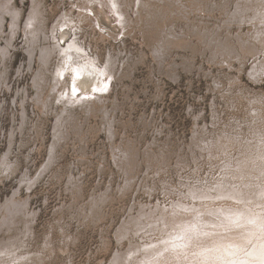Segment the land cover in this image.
Here are the masks:
<instances>
[{
  "label": "bare ground",
  "instance_id": "1",
  "mask_svg": "<svg viewBox=\"0 0 264 264\" xmlns=\"http://www.w3.org/2000/svg\"><path fill=\"white\" fill-rule=\"evenodd\" d=\"M43 1H31L32 11L20 27L18 20L22 10L12 14L15 0H0V24L5 21L3 17L10 16L11 31L23 35L22 49L27 51L29 62L39 55L32 84L36 95L32 102L37 111L50 114L55 120L50 149L55 161L59 143H71L73 134L83 141L85 132L92 130L89 126L83 131L80 113L86 118L87 115H108L105 96L110 95L112 81L128 78L133 71L132 64L143 61L142 57L135 60L132 56L124 61L126 56L121 57L119 51L117 57L109 56L104 64L96 53L88 52L90 45L86 46L77 38L82 20L93 22L94 29L107 39L119 43L124 40L102 24L98 13L106 21L115 23L124 36L137 34L146 40L144 43L157 64L158 73L166 78L176 81L180 78V69L190 73L201 71L213 81L209 86L211 93L228 98V82L229 92L234 87L240 93L235 98L229 97V100L236 99L232 103L236 113L229 119L221 118L216 101L210 107V125L205 121L203 126L198 123L204 116L201 112L193 114L196 124L186 146L176 142L161 145L156 137L141 153L136 139L126 140L125 144L115 142L120 125L116 117L111 122L109 117L103 122V128L98 127V132L108 135L113 165L121 180L118 190L123 196L125 189H132L140 182L141 168V173L144 170L147 173L139 188L147 199L133 200V209L116 236L119 243L127 240L131 246L127 252L122 248L117 250L109 264H264V92L250 91L239 76L245 65H249L251 69L246 74L251 83L264 82V0H73L70 6L78 13L76 18L65 12L51 32L42 31ZM215 12L222 18L213 16ZM60 29L61 33L57 34ZM71 31L73 39L64 48L65 44L61 43L68 41ZM188 49L190 56L178 54ZM197 56L202 57L209 68L236 69L238 76L228 80L227 74V84H224L207 73L205 65L196 67ZM234 63L239 67L235 68ZM157 69L153 68L154 72L157 73ZM19 94L24 105L28 89ZM239 99L246 101L242 117L237 115L241 106ZM117 105L115 101L113 111ZM25 112L24 108V115ZM161 133L156 130L157 135ZM157 144L158 150L154 149ZM12 153L8 151L2 159L11 175L18 169V160H12ZM169 170H173V176L166 175ZM162 174L165 175L160 177ZM59 176L56 174L55 179ZM155 177L159 183L163 182L160 188H154ZM67 178V185L72 187H67L66 192H70L75 204L67 209H76L70 219L94 225L101 222L105 217L101 214L102 206L116 200L111 186L105 192L103 189L93 191L84 203L85 200L74 193V189L79 190L80 179H76L73 171ZM29 180L33 187L35 180L30 177ZM19 194L20 191L15 190L5 205L0 203V264H39L57 249L65 251L68 241L76 237L67 231L69 224L59 220L48 224L49 235L45 233L42 246L32 249L26 245L24 237L34 235L31 226L36 212L27 209L29 200L18 197ZM160 197L162 200L152 205L151 199ZM59 212L60 208L54 214ZM250 224L255 232L249 233ZM52 231L61 233L62 241L57 245ZM246 232L249 235H244ZM147 242L149 244L143 245ZM255 244L258 245L251 251L253 257L242 261L243 252L245 254Z\"/></svg>",
  "mask_w": 264,
  "mask_h": 264
},
{
  "label": "rangeland",
  "instance_id": "2",
  "mask_svg": "<svg viewBox=\"0 0 264 264\" xmlns=\"http://www.w3.org/2000/svg\"><path fill=\"white\" fill-rule=\"evenodd\" d=\"M31 1L33 0H24L23 2L22 0H15L14 2L15 8L12 9V14L19 9L22 10L18 20L20 27L24 26L32 11ZM72 2L73 0H44L41 2L43 10L41 12L43 13L41 15L42 31L51 32L65 12L70 15L73 14V17L76 18L78 13L71 8ZM217 2L220 1L217 0ZM38 4L36 8L40 10ZM95 10L98 9L95 7ZM97 15L104 26L115 32V35L119 36L120 34L124 40L120 37L119 39L123 42L119 43L107 39L94 29L93 22L82 20V29L77 33V38L86 46L90 45L88 52L90 53L91 50L92 53H96L100 63L104 64L109 56L116 55L117 57L119 51H121V57L126 56L124 61L130 56L135 60L142 57L143 61L139 64H132L133 71L128 78L112 81L113 87L110 95L105 96L108 115L101 116L98 114L97 117L87 115L86 118L83 113L78 111L84 124L83 131L88 130L89 126H92V130L85 132L83 141L73 134L71 143L68 142V144L63 145H59V143L56 149L58 153L56 161L53 160L54 156L50 154L54 142L53 127L55 120L50 114L37 111L32 102L36 95L32 84L35 79L34 73L38 70L39 55L35 59L31 58L32 61L29 62L30 58L27 51L22 49L25 43L23 35L21 32L14 33L11 31L10 16L3 17L5 21L4 23L1 22L2 26L0 24V30L3 32V35L0 32V203L5 205L7 199L9 200L14 196L15 190L20 191L18 197L29 200L27 209L36 212L35 221L31 226L34 235L29 236L28 239L24 237V239L27 240L26 245L32 249H37L38 246L43 245L45 233L49 235L48 224L54 221L57 223L59 220L61 223L69 224L67 231L76 237L68 241L65 251L57 249L49 259L39 264H109L117 250L122 248L123 252H127L131 246L127 240L119 243L116 236L122 222L133 209V200L135 198H138L139 201L147 199L145 195H142V191H139L147 173L146 170L141 173V168L138 175L140 182L136 184L137 187L133 185L132 189H125L126 194L124 196L122 192H119L118 187L121 180L119 179V172L113 165L112 148L108 135L102 131L98 132V127L103 128V122H106L109 117L110 122L116 117L120 124L117 126L119 136L116 137L115 142L125 144L126 140L136 139L137 148L142 153L147 148L148 143L152 144L156 137L157 143L161 145L169 142L178 143L182 146L189 144L196 124L192 115L201 112L204 116L198 123L203 126L205 121L210 125V107L213 101L217 103L216 106L221 118L226 119L228 117L229 119L233 113H236L232 107V103L236 99L229 100V97L239 96L238 88L232 87L231 92H229L231 87L228 82V98L224 99L209 91V86L213 85V81L206 78L201 71L190 73L180 69V78L176 81L166 78L158 73L157 64L144 43L146 40L144 41L137 34L124 36L115 27V23H111L110 20L109 22L106 21L101 13ZM213 16L222 18L217 12L213 13ZM37 25L35 23V28ZM134 30L136 31L137 27H134ZM232 30L235 31L236 28ZM60 31L61 29L57 34ZM68 31L66 30V32ZM73 36L72 34L70 40L64 41L65 43H61V45L65 44L64 48H66ZM55 39L57 42L56 35ZM178 54L190 56L191 51L189 49L179 51ZM177 61L179 62V60ZM194 63L196 67L205 65L206 72L213 74L218 80L221 79L224 84L225 82L227 84L225 79L227 74L228 80L234 79L233 76L237 74L236 69L226 70L223 68L221 71L216 67L209 68L200 56L195 58ZM234 66L235 68L239 67L237 63H234ZM249 67V65H245L239 75L242 84L249 86L250 91L253 89L264 92V82L252 84L248 79L246 73H249L251 69ZM153 68L157 69V73L154 72ZM67 81L69 82V80ZM25 89H28V94L24 95L27 98H25L26 102L23 105L19 93ZM115 101L118 102V105L117 109L113 111ZM238 102H241V106L238 104L237 115L242 117L246 110V101L239 99ZM23 107L26 109L25 115ZM84 120H87V123ZM35 123H38L39 128L35 126ZM30 127H32L33 132L30 131ZM156 130H161V135H157ZM22 143L23 146L20 147ZM158 144L154 149L158 150ZM8 151L13 152V161L18 160L16 167L18 169L12 175L7 163L2 164V159L4 155L8 154ZM102 167H104L103 172H101ZM72 171L76 179H80L79 190L74 189V193L81 196L85 200L84 203H87L93 191L103 189L102 192H105L109 185L113 190V196L116 197L114 202H107L102 206L101 214L105 217L101 216V218L103 217L102 221L95 225L92 222L79 223L70 219L71 213L76 211L74 207L71 210L67 209L68 206L75 205L72 202L70 192H66L67 187H72L67 185L69 179L67 177ZM148 172L151 174V171ZM56 174L61 176L55 179ZM164 175L162 174L160 177ZM166 175L173 176V170H169ZM29 177L35 180L33 187L32 184L30 185ZM157 178L155 177L156 185L154 188H160L163 184V182L159 183ZM167 180L172 182L169 178ZM149 185L152 186L150 180ZM135 187L136 190L132 194ZM158 200L161 201L162 197L160 199L152 198V205L156 206ZM127 206L129 208L126 210ZM59 208L61 212L57 215L54 214ZM249 227L251 228L249 233L255 232L251 224ZM249 233L246 232L244 235H249ZM52 235L56 245L62 241L60 232L52 231ZM138 240L141 239L138 238ZM138 242L141 243V241ZM147 244L149 242L143 245ZM257 245H251L248 248L249 251L247 249L245 254L243 252L241 260L245 261L243 259L246 257H253L254 254L251 251Z\"/></svg>",
  "mask_w": 264,
  "mask_h": 264
}]
</instances>
